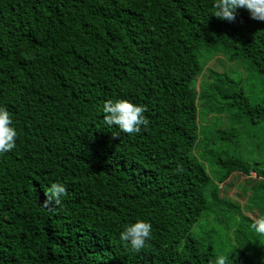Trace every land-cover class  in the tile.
Returning a JSON list of instances; mask_svg holds the SVG:
<instances>
[{
	"label": "trees",
	"instance_id": "obj_1",
	"mask_svg": "<svg viewBox=\"0 0 264 264\" xmlns=\"http://www.w3.org/2000/svg\"><path fill=\"white\" fill-rule=\"evenodd\" d=\"M213 2L0 0V104L18 131L0 155V264H264L253 218L219 186L239 173L264 188L263 134L258 160L221 147L264 121V100L207 67L222 53L264 75V20L215 17ZM117 98L144 107L140 133L104 124ZM199 110L234 123L207 133ZM53 182L66 193L45 206ZM135 219L153 225L138 252L119 238Z\"/></svg>",
	"mask_w": 264,
	"mask_h": 264
},
{
	"label": "clouds",
	"instance_id": "obj_2",
	"mask_svg": "<svg viewBox=\"0 0 264 264\" xmlns=\"http://www.w3.org/2000/svg\"><path fill=\"white\" fill-rule=\"evenodd\" d=\"M244 8L250 17L264 20V0H214L212 13L215 17L231 21L235 11ZM142 105L127 98L107 99L102 108L103 122L109 129H117L119 133L138 134L147 123ZM18 131L6 106L0 104V155L10 152L16 147ZM66 186L53 182L45 191L43 203L62 204ZM249 227L260 237H264V215H258L251 220ZM153 225L145 219H135L122 226L119 238L133 252L143 249L152 235ZM229 255V254H228ZM209 264H228V256L217 255Z\"/></svg>",
	"mask_w": 264,
	"mask_h": 264
},
{
	"label": "rangeland",
	"instance_id": "obj_3",
	"mask_svg": "<svg viewBox=\"0 0 264 264\" xmlns=\"http://www.w3.org/2000/svg\"><path fill=\"white\" fill-rule=\"evenodd\" d=\"M213 60L207 64V67L212 68L216 73L225 74L228 77L235 78V79H242L244 84V89L247 95L250 97L252 102H261L264 100V75H259L255 71H252L250 66L242 61L241 59L229 61L227 57L222 54L218 53L213 56ZM212 64V65H211ZM206 74V72L204 73ZM233 115V114H232ZM231 113H224L220 115H205L201 113L199 110L198 122L200 126H203L207 133L211 132L214 128H224L233 124V117ZM246 129L243 131L244 138L242 141L232 144H224L221 145L222 148H227L229 151L240 153L243 157L245 155L248 157L249 160H258L257 153L259 146L262 144L261 142L263 134L264 136V121H261L258 125H246ZM259 126V127H257ZM249 136L251 137L250 139ZM200 140L197 143L196 147L193 149V153L198 155L201 151L202 144H200ZM249 149V152H246ZM243 153V154H242ZM246 158V157H245ZM206 169L214 170L215 174L220 173L222 170L217 165L213 163L212 159H208L205 162ZM214 176V174H212ZM254 177V174L252 175ZM246 176H243L239 173H235L225 182L219 184L221 190H223V194L234 198L229 200L233 203H238L240 207L243 206L241 210H245V213L252 218H255L258 215H264V188L259 189H252L250 187L251 180H247ZM245 179L244 182L239 186L237 184L242 182L241 180ZM238 185V186H237ZM246 194L245 196L237 195V194ZM247 196H255V199L250 200V205L254 206V209H248L247 206ZM257 209L261 211V214L257 212ZM258 214V215H257ZM237 217V214H236ZM234 219H226L224 221L225 224H233L235 223ZM202 222L201 224H196L194 226L193 232L200 233L206 232L208 228L212 226V223L206 220H200L198 223ZM254 233V232H253ZM255 234V233H254ZM257 235V234H255ZM258 236V235H257ZM264 237H260V240H263Z\"/></svg>",
	"mask_w": 264,
	"mask_h": 264
}]
</instances>
